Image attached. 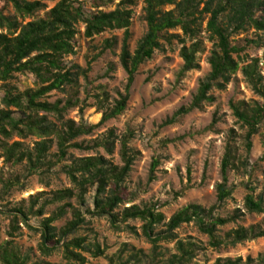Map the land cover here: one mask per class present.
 Here are the masks:
<instances>
[{
	"label": "rangeland",
	"instance_id": "rangeland-1",
	"mask_svg": "<svg viewBox=\"0 0 264 264\" xmlns=\"http://www.w3.org/2000/svg\"><path fill=\"white\" fill-rule=\"evenodd\" d=\"M35 1L43 4V8L25 17L17 13L11 2L6 0H0V12L27 23L31 19L44 17L45 11L59 0ZM117 3V0H112L96 8L90 0H84L83 6L89 13L98 10L105 12L115 9ZM128 8L133 12V17L127 44L129 51L133 53L137 42L145 35L148 24L143 0H134ZM171 8L172 6L164 7L165 10ZM77 27L79 32L74 37V54H67L64 58L66 67L75 71L74 67L78 66L83 71L78 76L77 86H66L65 91H52L45 95L43 100L55 102L61 99L65 103L71 98L75 106H71L64 117L72 118L76 123L93 125L99 122L102 115L97 105L98 95L106 91L108 98L105 106L113 107L116 100L126 93L125 86L129 75L120 60L125 31L107 29L100 35L86 38L84 24L80 23ZM168 33L179 35V38H172L170 42L164 38L159 39L161 48L155 50L153 57L147 59L134 76L124 112L105 120L91 135L83 136L79 141L102 138L109 128L119 137L133 134L129 146L139 154L124 184L127 189L126 200L118 206L117 212L131 205H147L163 213L167 222L186 204H198L205 208L217 204L216 213L220 216H228L235 209L244 213L237 222L224 225L221 235L240 226L262 224L264 212L250 213L245 207V197L249 194L254 199L261 197L264 205V117L258 125V132L251 138L252 147L248 151V128L237 120L231 106L232 103L240 102L252 106L255 102L262 103L264 100L251 88L242 72V67L256 58L259 59L258 69L264 75V46L245 42L259 39L261 33L250 29L232 38L233 45L244 47L239 56L234 55L239 61V70L223 89L212 88V102H205L200 108L176 116L172 123L163 124L180 109L192 104L200 81L211 71L209 58L214 48L205 21L197 38L202 47L198 54L199 68L183 71L184 59L180 49L183 45L188 46L191 40L185 37L179 28L169 30ZM106 38L113 41L111 47L104 48ZM180 39H183V42H180ZM38 86L39 83L31 72L13 74L8 81L0 82V109L6 108L3 98L7 90L23 93L27 88L35 89ZM11 109L15 110L13 107ZM36 140L30 136L23 141L25 144H32ZM229 146L234 156L226 188L231 191V195L223 203H217L218 186L224 182L221 163ZM52 152H56V146ZM70 154L73 157L101 155L118 166L122 165L119 156L120 142H117L115 153L112 155H108L103 148L95 151L71 148ZM155 161L157 164L152 169ZM63 163L56 165L49 172L32 174L27 172L23 164H6L0 158V179L5 181L12 178L15 183L13 188L4 193H1L0 183V244L12 240L23 254L30 256L31 264H77L64 258L63 248L59 245L50 255H45L39 248L41 221L50 216L59 204L48 205L43 216L30 215L29 228L19 220L20 229L15 232L13 238L8 236L13 217L9 212L10 208L18 204L27 208L34 200L32 196L36 197L34 209H37L44 199L50 197L51 192L72 187L70 179L60 169ZM94 193L95 189L86 193L82 205H79L75 198L70 199L72 206L81 210L84 224L74 235L69 234L65 238L67 240L72 237H84L86 243L98 244L104 250L101 257H94L91 252L76 250L86 258V264H123L135 253L141 257L142 262L131 260L127 264H161L162 260L177 253L173 242L159 241V254L153 260V247L142 234L144 221L130 219L121 223L120 229H115L108 216L99 217L91 213L94 211ZM68 219H72L69 208L66 216L55 225L62 227ZM164 229V224H160L156 227V232ZM176 236L178 239L190 237L206 247L191 264H213L219 257L256 258L264 251V237L245 241L234 247L214 249L207 245L206 235L202 234L193 222L178 228Z\"/></svg>",
	"mask_w": 264,
	"mask_h": 264
},
{
	"label": "trees",
	"instance_id": "trees-1",
	"mask_svg": "<svg viewBox=\"0 0 264 264\" xmlns=\"http://www.w3.org/2000/svg\"><path fill=\"white\" fill-rule=\"evenodd\" d=\"M11 2L17 13L23 17L31 15L34 11L43 8L39 1L6 0ZM84 0H59L52 8L45 11V16L31 19L24 23L16 17L6 16L0 12V82H6L16 73L34 74L39 86L27 88L23 93H13L7 90L3 103L6 108L0 109V158L10 165H24L27 172H49L56 165L64 162L60 169L70 179L72 187L51 192L50 197L34 209L37 202L27 208L22 204L10 208L13 214L8 236L14 237L20 229L19 220L27 226L30 215L43 216L48 205L59 204L56 210L41 221L39 248L45 255H50L58 248H63L64 258L77 264H86L87 260L82 253L76 250L91 252L94 257L104 255V250L98 244H88L84 237L65 239L67 235H74L84 224L82 212L72 206L70 199L75 198L79 205L84 204L86 193L95 189L93 195V208L91 213L99 217H109L112 226L120 229L121 223L130 219L144 221L143 235L153 247L154 258L159 241L173 242L177 253L161 261V264H191L206 247L193 239H178L176 230L185 223H195L199 231L206 235L207 245L214 249L234 247L245 241L264 237V221L249 227L240 226L226 231L221 235V228L237 222L244 216L240 209L232 214L220 216L216 213L217 204L210 208L198 204H186L165 222L163 213L155 208L145 205L139 207L131 205L123 207L117 212L118 206L126 200L125 182L139 152L129 146L133 137L128 133L119 137L109 128L102 138L91 141L79 138L91 135L95 128L109 118L121 115L126 109L129 100V88L139 67L149 58L153 57L155 50L160 49V38L170 42L179 35L169 34V30L181 29L191 43L181 47V56L184 59V70L199 68L198 54L202 51L201 42L197 39L201 33L202 25L206 21V30L213 41L209 62L210 73L200 81L198 92L192 104L180 109L175 116L163 124H170L176 116L184 114L194 108H200L205 102H212L210 95L212 88L223 89L231 77L239 70V56L244 47L233 45L232 38L245 33L250 29L260 32L257 40H245L246 43L264 46V0H143L145 19L148 29L137 42L134 52L129 51L127 38L131 26L133 12L128 7L134 0H117V7L108 11L86 12ZM98 8L112 0H90ZM114 1V0H113ZM172 6L165 10L164 7ZM85 26L86 38L100 35L107 29L124 30L125 37L121 45L120 60L128 73L125 86L126 93L115 105L105 106L108 93L105 91L97 96L98 109L102 115L97 124L85 125L76 123L72 118L64 117L71 106H75L72 99L65 103L59 99L55 102L43 100V97L52 91H65L66 86L75 88L78 76L82 74L80 67L75 71L65 66L64 58L67 54H74V37L78 34V25ZM183 42V39H180ZM262 43V44H261ZM113 41L106 38L104 48L111 47ZM259 59H252L251 63L242 67V72L252 89L264 99V75L259 71ZM236 118L243 126L248 128L247 147H252L251 138L258 132V125L264 117V100L247 105L244 102L232 103ZM15 108L12 110L11 108ZM33 136L37 140L32 144H25L23 140ZM18 138V140H14ZM117 142H120L121 166L111 162L109 158L101 155L73 157L70 149L81 151H95L103 148L108 155L115 153ZM56 146V152L52 149ZM233 151L229 146L221 163L223 183L218 186L217 203H223L231 195L226 183L231 167ZM157 162H153L152 169ZM1 193L14 187L12 178L3 181ZM40 195V194H39ZM245 207L250 213L264 212L261 197L254 199L249 194L245 197ZM72 219H68L62 227L56 222L63 219L68 211ZM164 224L165 229L156 232V227ZM128 226V225H127ZM132 228V227H131ZM62 242V243H61ZM61 243V245H60ZM142 262L138 254L130 255L126 261ZM0 264H31L30 256L23 254L12 240L0 244ZM213 264H264V251L256 258L224 257L217 258Z\"/></svg>",
	"mask_w": 264,
	"mask_h": 264
}]
</instances>
